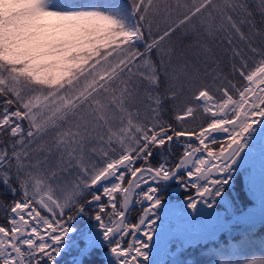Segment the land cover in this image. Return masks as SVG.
<instances>
[{
    "label": "snow or ice",
    "instance_id": "obj_1",
    "mask_svg": "<svg viewBox=\"0 0 264 264\" xmlns=\"http://www.w3.org/2000/svg\"><path fill=\"white\" fill-rule=\"evenodd\" d=\"M0 264H264V0H0Z\"/></svg>",
    "mask_w": 264,
    "mask_h": 264
},
{
    "label": "trees",
    "instance_id": "obj_2",
    "mask_svg": "<svg viewBox=\"0 0 264 264\" xmlns=\"http://www.w3.org/2000/svg\"><path fill=\"white\" fill-rule=\"evenodd\" d=\"M136 213H135V210L132 212V213H130V215H135Z\"/></svg>",
    "mask_w": 264,
    "mask_h": 264
},
{
    "label": "water",
    "instance_id": "obj_3",
    "mask_svg": "<svg viewBox=\"0 0 264 264\" xmlns=\"http://www.w3.org/2000/svg\"><path fill=\"white\" fill-rule=\"evenodd\" d=\"M173 197H175L176 195H178V193H172Z\"/></svg>",
    "mask_w": 264,
    "mask_h": 264
}]
</instances>
